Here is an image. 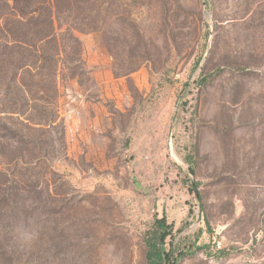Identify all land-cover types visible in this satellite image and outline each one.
<instances>
[{
	"label": "rangeland",
	"instance_id": "374dc122",
	"mask_svg": "<svg viewBox=\"0 0 264 264\" xmlns=\"http://www.w3.org/2000/svg\"><path fill=\"white\" fill-rule=\"evenodd\" d=\"M48 3L53 121L0 112V172L48 202L23 263L148 264L165 218L178 264H264V0Z\"/></svg>",
	"mask_w": 264,
	"mask_h": 264
},
{
	"label": "trees",
	"instance_id": "16d2710c",
	"mask_svg": "<svg viewBox=\"0 0 264 264\" xmlns=\"http://www.w3.org/2000/svg\"><path fill=\"white\" fill-rule=\"evenodd\" d=\"M49 5L48 0H0V112L9 106L25 115L32 109L27 119L32 123L36 115H42L38 117L42 122L53 121L40 105L53 102L47 96L54 95L57 87L58 47L52 18L46 14ZM34 90L40 94H31ZM23 184L19 175L0 172V264H26L13 244L14 233L33 221L36 213H48L47 196L41 193L42 199L38 187ZM36 203L44 209L34 207ZM154 234L147 242L148 264H178L187 255L178 252L175 257L173 251H166L171 231L165 218L156 221Z\"/></svg>",
	"mask_w": 264,
	"mask_h": 264
},
{
	"label": "built area",
	"instance_id": "2783aa9c",
	"mask_svg": "<svg viewBox=\"0 0 264 264\" xmlns=\"http://www.w3.org/2000/svg\"><path fill=\"white\" fill-rule=\"evenodd\" d=\"M218 247H220V246H218Z\"/></svg>",
	"mask_w": 264,
	"mask_h": 264
}]
</instances>
